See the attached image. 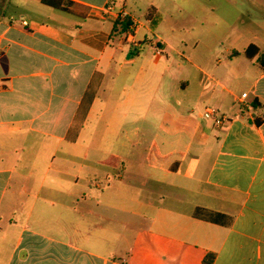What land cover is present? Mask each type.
<instances>
[{"label": "crops", "instance_id": "crops-1", "mask_svg": "<svg viewBox=\"0 0 264 264\" xmlns=\"http://www.w3.org/2000/svg\"><path fill=\"white\" fill-rule=\"evenodd\" d=\"M202 1L0 0V264H264V15ZM184 8L206 37L176 40Z\"/></svg>", "mask_w": 264, "mask_h": 264}, {"label": "rangeland", "instance_id": "rangeland-1", "mask_svg": "<svg viewBox=\"0 0 264 264\" xmlns=\"http://www.w3.org/2000/svg\"><path fill=\"white\" fill-rule=\"evenodd\" d=\"M242 1L243 0H241V3H240L241 7L247 10H253L257 12L259 15H264V0H244L243 2ZM229 4L232 9H234V7L238 5L236 0H229ZM193 8H194V5L192 6L190 5V9L193 10ZM198 9L199 10L201 9V11L203 10L202 13H205L206 15H208L207 14V12L209 11L208 0H203L202 4L200 5V7H198ZM170 23H172V25L175 28V34L178 37L176 40H179V37H182V39H184L185 41L191 42L197 36H201L204 38L208 35V30L205 27H201V25L198 24L193 13L190 12L187 8H184L181 14L177 13L176 16H173ZM216 31L221 36L220 38L216 39V43H219V44L227 43L230 40L229 38L225 37V35L223 34V31L221 30L219 31L218 28L216 29ZM260 35L264 39V32H260ZM93 133H94V130H91L90 132H88L87 136L89 137L94 136ZM83 148H84L83 146H80L81 151L83 150ZM65 150H66V147L65 149L61 147L57 152L58 154H61ZM140 150L141 151L139 153V158L138 159L136 158V161L134 162V165L132 167L133 170L129 174V179L133 181L134 194L135 195L138 194L141 196V194L143 193V192L141 193V189L143 188L142 181L145 179L144 176L146 175V171L148 169L147 167L148 161L146 159V155H147V150L149 151V149H148V146L143 145ZM87 164H88L87 170L89 172L98 171L101 174V177H97L92 172L91 176L87 174L88 179H92V180L96 179L98 181H101V184L103 185L104 188H106L109 183H112L114 186L113 188L114 190H117V189L120 190L121 184L117 183V179H118V175H120V173H123V169H120V171L118 172L113 169L107 168L106 166L98 165L96 162H93V161L91 162L89 161ZM103 172H108L109 180L103 176L102 174ZM81 177L84 178L85 176H81ZM105 219H106V216H105ZM139 228L140 226L138 224H134L132 228L129 225H127V223L121 224V226L119 227L120 229L119 234L120 236H137V233L139 232Z\"/></svg>", "mask_w": 264, "mask_h": 264}, {"label": "built area", "instance_id": "built-area-1", "mask_svg": "<svg viewBox=\"0 0 264 264\" xmlns=\"http://www.w3.org/2000/svg\"><path fill=\"white\" fill-rule=\"evenodd\" d=\"M95 14L103 19L112 17L116 22H125L127 19H130L131 24L128 31L123 33V37L126 42L133 44L135 47H139V44L135 40V35L142 25L140 20L132 19L130 14L125 9H117L111 4L101 8H96ZM22 23L27 25L26 21H23ZM246 95L247 94H244L243 97H246ZM209 116L215 118L218 126L228 121V118L225 116H218V114L214 111L209 112Z\"/></svg>", "mask_w": 264, "mask_h": 264}, {"label": "trees", "instance_id": "trees-1", "mask_svg": "<svg viewBox=\"0 0 264 264\" xmlns=\"http://www.w3.org/2000/svg\"><path fill=\"white\" fill-rule=\"evenodd\" d=\"M42 3H44L45 5L54 7V8H59V9H63L62 6V0H42ZM131 24V20L127 19L125 22H117V30L119 31V33H125L128 31L129 26ZM86 114L85 113H80V117H84ZM213 255L210 254L208 255L203 264H212L213 262Z\"/></svg>", "mask_w": 264, "mask_h": 264}]
</instances>
